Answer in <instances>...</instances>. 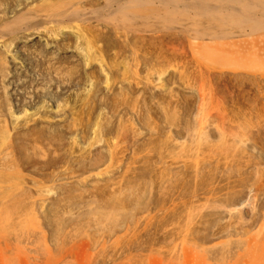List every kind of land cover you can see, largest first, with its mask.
<instances>
[{
    "label": "rangeland",
    "instance_id": "1",
    "mask_svg": "<svg viewBox=\"0 0 264 264\" xmlns=\"http://www.w3.org/2000/svg\"><path fill=\"white\" fill-rule=\"evenodd\" d=\"M0 264H264V0H0Z\"/></svg>",
    "mask_w": 264,
    "mask_h": 264
}]
</instances>
